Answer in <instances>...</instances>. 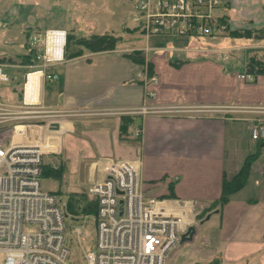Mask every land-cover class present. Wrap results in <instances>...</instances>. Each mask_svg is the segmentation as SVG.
<instances>
[{
  "label": "crops",
  "instance_id": "0c3cea01",
  "mask_svg": "<svg viewBox=\"0 0 264 264\" xmlns=\"http://www.w3.org/2000/svg\"><path fill=\"white\" fill-rule=\"evenodd\" d=\"M226 20L232 31L264 27V0H229ZM149 38L141 48H146L143 54L153 81L145 67L127 55L140 47L130 45L128 51L118 45L111 51L63 58L53 65L57 77L50 82L40 71L29 74L27 96L32 91L34 100L38 94L44 105L61 110L194 107L192 113L130 116L133 122L126 138L119 132V115L70 116L62 122L55 143L61 138L66 170L81 163L82 195L87 199H91L88 188L104 176L105 159L122 158L138 160L140 185L147 195L195 210L216 201L224 179L254 155L244 185L194 227L196 233L198 225L206 227L200 238L206 253L201 261L218 258L220 264H264V143L250 136L253 122L264 118V113L252 109L264 106V74L254 75L253 80L239 77L253 51H243L239 60L237 53L223 51L227 46L220 47L219 41L211 47L172 39L165 46L150 44ZM257 46L263 50L254 52L264 58V44ZM11 70H15L10 76L13 81L18 75L23 81L9 95L0 89V98L15 104L22 99L26 80L25 73ZM136 128H140L139 140L134 136Z\"/></svg>",
  "mask_w": 264,
  "mask_h": 264
},
{
  "label": "built area",
  "instance_id": "2783aa9c",
  "mask_svg": "<svg viewBox=\"0 0 264 264\" xmlns=\"http://www.w3.org/2000/svg\"><path fill=\"white\" fill-rule=\"evenodd\" d=\"M229 0H137L133 20L147 35L177 32L185 36H213L229 32L226 11ZM0 18V26L2 25ZM66 31L46 29L39 39L35 62L27 67L22 99L10 104L0 99V252L2 264H66L69 249L65 242L64 206L54 194L41 188L43 156L58 152L61 124L70 116L166 114L193 112L194 107L135 106L125 108L61 110L47 107L32 91L27 96L28 75L41 73L44 81L57 75L52 67L64 58ZM38 36H40L38 34ZM55 36L59 40H51ZM36 44V43H34ZM1 52V51H0ZM1 54H3L1 52ZM4 57L6 55H3ZM2 57V56H0ZM22 67L0 61V82L13 79L6 68ZM240 78L253 80L242 73ZM151 81L155 77H149ZM264 113V106L253 107ZM58 123V129H51ZM140 128L134 136L139 139ZM251 139H264V118L253 122ZM138 160L109 158L103 178L87 190L96 201V240L84 251L86 264H165L175 242L189 226H196L195 208L172 204L147 195L138 177ZM79 232V229H76Z\"/></svg>",
  "mask_w": 264,
  "mask_h": 264
},
{
  "label": "rangeland",
  "instance_id": "374dc122",
  "mask_svg": "<svg viewBox=\"0 0 264 264\" xmlns=\"http://www.w3.org/2000/svg\"><path fill=\"white\" fill-rule=\"evenodd\" d=\"M136 1L137 0H0V18L3 23L0 26V51L3 54L0 52V56L4 57L3 55H6L5 57H11L14 62H7L10 64H18L19 62L15 59L14 53H25L24 46L27 35L32 33L31 40L36 43L35 45H37V48L41 49V45H39L38 41L43 38L44 31L46 29H56L59 27L64 28L66 33L77 37L111 34L119 38L116 47L119 45L122 49L130 51V45H136L140 47L137 50L142 54L146 48H141V46H144L146 43L145 40L148 37H150V44L152 41H155L165 46H167L168 41L172 39H179L186 43L195 42L200 45L207 44L211 47H216L214 44L219 41L220 44H218L220 47L227 46L223 51L227 53H231L232 51L237 53L236 57L239 60H241L243 51L245 50H252L253 52L263 50V47H258L257 45L261 43L264 44V40L254 38L253 36L251 38L233 37L229 35V32L213 36H185L177 32H171L169 34H152L153 36L147 35L143 27L133 20V10ZM38 34L40 36H38ZM205 51L208 52L210 50L208 49ZM11 69H17V66L5 69V72L9 76L14 74L15 71ZM16 78L17 80L15 81L0 82V89H4L6 94L9 95L10 89L14 86H21L23 77L18 75ZM17 81L18 83H16ZM0 99L4 101V99ZM187 113L192 112L188 111ZM55 138L56 135L52 137V140L54 139L53 143H55ZM59 142L60 148L58 152L45 154L43 156L44 163H54L58 165L57 167L63 165L62 161L64 160L62 155L64 150L61 151V138ZM74 169L70 167L66 170V166L63 165V171L58 177L50 176L49 178L40 179L41 188L45 191L53 192L57 203L61 206H65L68 199L80 197L85 188V186H82L85 185V172L81 167V163ZM82 197L88 198L85 194L82 195ZM195 211L196 210H194V214ZM66 214L65 242L69 249V256L66 260V264H86L83 252L89 251L94 247L96 240V216L93 213L82 217L73 216L68 211ZM206 215L207 213L204 214L203 219ZM198 221L199 220L195 218L194 222L196 225L199 223ZM207 225L208 224H206V226ZM205 228L206 227L202 228L198 225L197 233L195 232L191 241L181 243L180 239H178L167 253L165 264L204 263L200 258L206 256V253L202 248L204 245L200 238L203 237L202 233ZM76 229H79V232ZM3 256V253L0 252V264L3 263Z\"/></svg>",
  "mask_w": 264,
  "mask_h": 264
},
{
  "label": "trees",
  "instance_id": "16d2710c",
  "mask_svg": "<svg viewBox=\"0 0 264 264\" xmlns=\"http://www.w3.org/2000/svg\"><path fill=\"white\" fill-rule=\"evenodd\" d=\"M229 35H232L233 37L248 38H251L253 36L254 38L264 40V27L255 30H229ZM31 36L32 33L27 35V38L25 40V53H14L15 59L19 62L18 64L22 66L17 67L16 72H29L33 68L27 66L36 63L35 55L37 49L35 47L34 42L31 40ZM118 42L119 38H116L114 35L111 34L91 35L89 37H77L67 33L64 46V59L78 57L84 52L96 53L111 51L116 48ZM127 55L132 61L145 67V71L148 77L152 75L150 64L145 61L144 55L139 52V50H133ZM0 61L14 62L11 57H0ZM245 69L246 72L251 73L253 75L264 74V58H262L256 52H250L245 63ZM121 117L122 121L119 128V132L123 138H126V135H128V128L133 122V117H130L129 115H122ZM258 142L264 143V139H260L258 140ZM254 158V155L247 156L238 172L235 175L224 179L221 195L216 201L212 202L208 207H205L201 210L196 209L195 218L199 220L198 222H201L203 220L204 214L208 213L209 211L213 209L219 210L223 204L229 201L231 195L244 185L249 175L250 164L254 160ZM41 171V178H49L50 176L58 177L63 171V165H60L59 167H53L49 163L43 162L41 165ZM48 192L54 194L51 191ZM96 208L97 204L95 200H85L83 199L82 195L78 198L68 199L66 205L64 206L65 212L68 211L73 216L79 217L91 213L96 215ZM201 264H220V260L218 258H212L207 262Z\"/></svg>",
  "mask_w": 264,
  "mask_h": 264
},
{
  "label": "water",
  "instance_id": "95a60500",
  "mask_svg": "<svg viewBox=\"0 0 264 264\" xmlns=\"http://www.w3.org/2000/svg\"><path fill=\"white\" fill-rule=\"evenodd\" d=\"M64 55V53H63ZM50 128L51 129H58L59 128V124L58 123H52L50 125ZM214 212H217V210H214ZM209 214H207L203 220H207L209 218ZM202 220V221H203ZM201 221V222H202ZM195 233V227L194 226H189L188 229L186 230L185 233H183L181 236H180V242H185V241H191L192 238H193V235Z\"/></svg>",
  "mask_w": 264,
  "mask_h": 264
},
{
  "label": "bare ground",
  "instance_id": "6f19581e",
  "mask_svg": "<svg viewBox=\"0 0 264 264\" xmlns=\"http://www.w3.org/2000/svg\"><path fill=\"white\" fill-rule=\"evenodd\" d=\"M54 38H55V36H49V43L52 42L51 40H53ZM54 40H59V39L56 37ZM39 85H40V83H39ZM38 99H39V95L37 94L36 100H38Z\"/></svg>",
  "mask_w": 264,
  "mask_h": 264
}]
</instances>
